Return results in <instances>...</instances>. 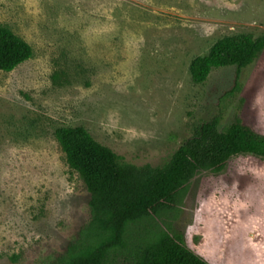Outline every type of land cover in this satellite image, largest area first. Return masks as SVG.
I'll return each mask as SVG.
<instances>
[{
    "label": "rangeland",
    "instance_id": "obj_1",
    "mask_svg": "<svg viewBox=\"0 0 264 264\" xmlns=\"http://www.w3.org/2000/svg\"><path fill=\"white\" fill-rule=\"evenodd\" d=\"M0 25L33 48L0 70V264H54L83 237L90 194L58 126L137 165L162 164L219 114L220 128L264 134V50L233 94L236 66L190 73L219 39L264 35V0H0ZM175 224L210 264H264V158L198 175Z\"/></svg>",
    "mask_w": 264,
    "mask_h": 264
},
{
    "label": "trees",
    "instance_id": "obj_2",
    "mask_svg": "<svg viewBox=\"0 0 264 264\" xmlns=\"http://www.w3.org/2000/svg\"><path fill=\"white\" fill-rule=\"evenodd\" d=\"M264 50V35L226 36L194 58L190 73L204 82L213 68L236 66L239 72ZM33 56L32 46L0 25V70L10 72ZM221 115L202 121L160 165L126 161L99 142L84 126L61 125L54 135L66 162L85 184L90 220L83 237L54 264H210L186 242L175 224L196 177L218 174L242 154L264 158V134L240 119L220 128Z\"/></svg>",
    "mask_w": 264,
    "mask_h": 264
}]
</instances>
